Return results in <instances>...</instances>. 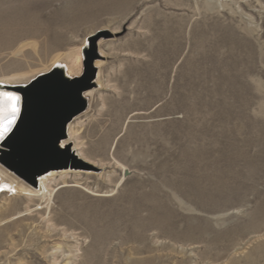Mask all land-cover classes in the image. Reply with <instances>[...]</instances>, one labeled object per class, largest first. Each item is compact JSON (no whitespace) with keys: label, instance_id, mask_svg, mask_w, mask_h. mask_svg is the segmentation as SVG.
<instances>
[{"label":"rangeland","instance_id":"obj_1","mask_svg":"<svg viewBox=\"0 0 264 264\" xmlns=\"http://www.w3.org/2000/svg\"><path fill=\"white\" fill-rule=\"evenodd\" d=\"M0 6L17 11L0 25L4 78L63 67L109 33L104 88L81 117L101 175L69 176L82 189L49 204L2 194L0 264H264V0ZM98 41L83 58L89 85ZM40 151L7 164L58 159Z\"/></svg>","mask_w":264,"mask_h":264},{"label":"bare ground","instance_id":"obj_2","mask_svg":"<svg viewBox=\"0 0 264 264\" xmlns=\"http://www.w3.org/2000/svg\"><path fill=\"white\" fill-rule=\"evenodd\" d=\"M12 13L15 14L17 11L14 9H5L0 6V25L10 23L12 20L8 22L7 16ZM104 30L106 29H100V31L88 36L79 55L73 53L74 55L65 60L63 67H58V65L53 66L51 69L45 67V72L43 74H34L29 80L25 75H15L10 78L0 76V91L13 92L21 97V119L18 121V126L20 128L21 125H24L26 116L31 115L30 113L35 106L39 105L42 107V104H44L45 101L55 97V95H61L62 93L68 94L73 90L72 88L77 81H85L88 75H83V58L85 52L88 50V41L92 37L99 38L97 43L98 55L97 58L93 59V68L96 74L95 79L93 78L94 80L91 85L88 84L75 92V100L69 105L68 112L66 114L58 112L56 115V121L49 126V131L53 133V136L51 135L52 140L48 142L47 146H50L55 151L69 153V164L66 166L61 163L55 166L47 165L41 169L42 172L33 177H28L27 179H23L19 176L16 177L10 172V170H8V168H6V166L0 165V189L3 191L2 194L13 193L18 197H26L29 201L39 200V202L44 201L49 204L53 193H55L57 189L62 190L69 187L78 189L81 187H79V183L76 181L68 183L66 179H68L69 176L80 177L83 175L87 178L89 176H98L100 174L99 168L102 167L94 162L91 159L92 157H89L84 148L85 146L82 144L83 142H81V128L84 126L81 127V117L84 116L88 109L87 96H89V94L99 93L104 88L103 83L101 82V66L104 63L101 62V60L104 59L106 55L104 51L101 50V46L107 43L105 40L107 39V36L105 35L109 34ZM11 43L9 42V44ZM5 46L8 48V46L11 45ZM89 72H91L90 78L92 79V70L89 69ZM41 107H39V109H41ZM14 137L10 139L11 141L8 143V146H6V142L9 139L0 141V164L3 163L2 155H6L8 148H13L12 144H14ZM61 144L63 147H60ZM6 165L7 167H11V164ZM120 168L124 167L120 166ZM57 179L62 180L59 185H56ZM54 184L58 187L56 188ZM93 195L99 198L104 196L102 193H96Z\"/></svg>","mask_w":264,"mask_h":264},{"label":"water","instance_id":"obj_3","mask_svg":"<svg viewBox=\"0 0 264 264\" xmlns=\"http://www.w3.org/2000/svg\"><path fill=\"white\" fill-rule=\"evenodd\" d=\"M90 81L91 78L89 76L85 79V86H87ZM78 88V86H75V88L68 94L62 93L61 95H55V97L45 101L44 104H42V107L39 105L35 106L30 113L31 115L26 116L24 125H21L19 131L14 137V144H12L13 148H9L11 151H9V153L3 158L4 166H6L11 172H14L16 176L27 179L28 177H33L42 172L41 169L47 165L55 166L61 163L66 166L69 164V153L55 151L50 146H47L53 136V133L49 131V126L56 121V115L58 112L64 114L68 112V107L75 100L74 94ZM39 107H41V109H39ZM37 133L40 134L39 137H36ZM41 148H47L49 152L54 156H57L56 158L58 159H45L42 163L35 164L29 168H21L18 163L15 162H13V166L7 167V160L12 157L20 160L30 156L42 157L40 151Z\"/></svg>","mask_w":264,"mask_h":264},{"label":"snow or ice","instance_id":"obj_4","mask_svg":"<svg viewBox=\"0 0 264 264\" xmlns=\"http://www.w3.org/2000/svg\"><path fill=\"white\" fill-rule=\"evenodd\" d=\"M20 119L21 97L13 92L0 91V141L16 136Z\"/></svg>","mask_w":264,"mask_h":264}]
</instances>
